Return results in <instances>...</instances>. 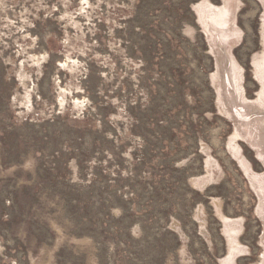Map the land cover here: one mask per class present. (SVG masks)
I'll use <instances>...</instances> for the list:
<instances>
[{"label":"rangeland","instance_id":"1","mask_svg":"<svg viewBox=\"0 0 264 264\" xmlns=\"http://www.w3.org/2000/svg\"><path fill=\"white\" fill-rule=\"evenodd\" d=\"M263 101L264 0H0V264H264Z\"/></svg>","mask_w":264,"mask_h":264},{"label":"bare ground","instance_id":"2","mask_svg":"<svg viewBox=\"0 0 264 264\" xmlns=\"http://www.w3.org/2000/svg\"><path fill=\"white\" fill-rule=\"evenodd\" d=\"M256 108H260L258 111L256 110ZM255 108V114H257V112L259 113H262L264 112V101L262 102L261 106L260 107H256ZM254 110V109H253ZM254 112V111H253Z\"/></svg>","mask_w":264,"mask_h":264}]
</instances>
